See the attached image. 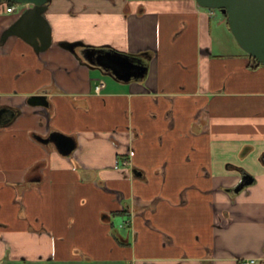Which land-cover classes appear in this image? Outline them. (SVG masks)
<instances>
[{
	"label": "crops",
	"instance_id": "obj_1",
	"mask_svg": "<svg viewBox=\"0 0 264 264\" xmlns=\"http://www.w3.org/2000/svg\"><path fill=\"white\" fill-rule=\"evenodd\" d=\"M8 6L0 263L264 264V64L226 16L196 0H50L38 52L3 39L29 5ZM62 42L130 54L146 73L115 78Z\"/></svg>",
	"mask_w": 264,
	"mask_h": 264
},
{
	"label": "water",
	"instance_id": "obj_2",
	"mask_svg": "<svg viewBox=\"0 0 264 264\" xmlns=\"http://www.w3.org/2000/svg\"><path fill=\"white\" fill-rule=\"evenodd\" d=\"M14 1L29 5L20 17L5 31L3 39L18 35L38 52L48 49L52 44L51 26L45 17L50 0H0ZM205 8L220 9L227 16L230 29L237 42L256 60L264 63V0H196ZM66 49L85 60L92 67L106 71L115 78L130 80L142 78L146 66L133 57L114 49L96 48L82 42H62ZM34 103H44L42 95L30 98ZM51 139L63 155H69L76 149L73 137L54 133ZM253 176L243 174L242 181L234 189L240 192L253 182Z\"/></svg>",
	"mask_w": 264,
	"mask_h": 264
},
{
	"label": "built area",
	"instance_id": "obj_3",
	"mask_svg": "<svg viewBox=\"0 0 264 264\" xmlns=\"http://www.w3.org/2000/svg\"><path fill=\"white\" fill-rule=\"evenodd\" d=\"M16 7L15 6H8L7 10L8 11H13L15 10ZM104 82H100L97 86H96V91L100 92L101 88L103 87ZM127 161H125L126 163ZM128 222V221H127ZM256 263V259L255 258H249V259H245L243 260V264H255Z\"/></svg>",
	"mask_w": 264,
	"mask_h": 264
},
{
	"label": "trees",
	"instance_id": "obj_4",
	"mask_svg": "<svg viewBox=\"0 0 264 264\" xmlns=\"http://www.w3.org/2000/svg\"><path fill=\"white\" fill-rule=\"evenodd\" d=\"M6 2H8L9 3V5H16L17 3L16 2H14V1H6ZM216 10H218V11H220V9H216ZM226 16V15H225ZM226 19H227V23L229 24V22H228V18H227V16H226ZM128 55H130V54H128ZM143 55H145L146 56V54H143ZM133 56V55H132ZM147 56H149V54H147ZM248 56L251 58V60H253L254 62H255V65H257V66H259V65H262V64H264V63H262V62H259L258 60H256V58L254 57V56H252L251 54H249L248 53ZM263 159H264V155H263V157H262Z\"/></svg>",
	"mask_w": 264,
	"mask_h": 264
},
{
	"label": "rangeland",
	"instance_id": "obj_5",
	"mask_svg": "<svg viewBox=\"0 0 264 264\" xmlns=\"http://www.w3.org/2000/svg\"><path fill=\"white\" fill-rule=\"evenodd\" d=\"M218 11V10H217ZM218 12H221V11H218ZM222 13V12H221ZM0 264H2V263H0ZM258 264H260V263H258Z\"/></svg>",
	"mask_w": 264,
	"mask_h": 264
}]
</instances>
